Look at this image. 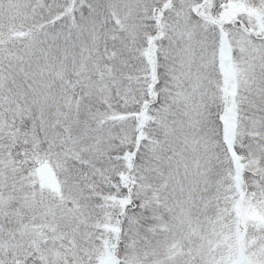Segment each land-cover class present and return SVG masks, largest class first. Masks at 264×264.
Returning a JSON list of instances; mask_svg holds the SVG:
<instances>
[{
    "label": "snow or ice",
    "instance_id": "snow-or-ice-1",
    "mask_svg": "<svg viewBox=\"0 0 264 264\" xmlns=\"http://www.w3.org/2000/svg\"><path fill=\"white\" fill-rule=\"evenodd\" d=\"M0 264H264V0H0Z\"/></svg>",
    "mask_w": 264,
    "mask_h": 264
}]
</instances>
